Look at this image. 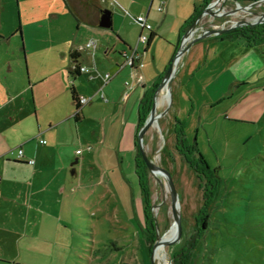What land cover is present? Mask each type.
I'll use <instances>...</instances> for the list:
<instances>
[{
  "label": "rangeland",
  "instance_id": "obj_1",
  "mask_svg": "<svg viewBox=\"0 0 264 264\" xmlns=\"http://www.w3.org/2000/svg\"><path fill=\"white\" fill-rule=\"evenodd\" d=\"M198 1L166 0L165 15L168 9L170 13L167 20L156 12L157 3L153 4L149 21L158 33L142 57L147 76L169 65L180 25L176 17L187 4L195 3L199 9ZM49 7L56 15L41 17ZM235 7V3L224 0L212 8L213 14L205 15L199 26L228 29L253 22L264 13L262 3L226 16ZM145 11L129 12L136 17L145 16ZM122 28L131 49L138 47L141 52L139 28L129 18H117L112 32L100 29L101 35L91 36L82 29L81 19L64 13L57 0H0V77L14 95L7 113L12 117L11 110L17 109L13 115L17 123L23 119L27 135L32 130L42 133L45 145L35 142L36 134L26 142L35 152L46 146L61 147L48 155L51 164L34 177L28 166L17 172L0 166V223H4L0 226L5 231L13 230L12 236L0 230V264H151L152 251L147 253L148 244L141 235L144 202L134 171L132 124L137 123V110L134 108L127 117L116 100L125 79L122 73L105 87L102 81L105 74H114V63L120 61L117 53L123 44L118 30ZM215 37L193 42L179 64L188 69L193 61L200 59L201 64L208 59L206 68L214 66L212 72L217 74L228 61L229 53L225 43H220L224 44L220 47L219 41L212 39ZM89 40L97 44L94 57L90 58L97 68L96 79L87 84L88 76L82 75L74 83L85 96L102 92L107 102L95 100L85 106L82 121L74 123L67 78L73 65L69 52L79 50ZM205 72L204 67L193 78L185 77L178 114L174 84L171 86L168 112L149 128L142 142L146 155L170 176L177 194L181 225L178 238L164 246L168 264H172L171 254L195 234V216L203 204L199 180L175 149L176 121L184 123L188 145H195L190 159L200 154L219 178L213 189L209 226L196 239L187 264H264V101L255 102L252 91L247 100L252 104L245 115L252 120L229 121L226 106L237 99L244 87L232 94L227 90L226 76H221L211 88L208 84L215 76ZM259 85H264V79H254L248 88ZM110 89L112 97L107 93ZM256 92L264 97V90ZM205 94L224 98L220 104L202 109V103L209 100ZM69 106L71 113L67 117ZM165 108L166 102L156 111L160 113ZM59 119L62 124L50 131L54 128L51 123ZM38 124L40 130L36 128ZM15 126L14 121L9 122L6 134L17 135ZM21 147L26 152L17 139L0 142L1 153L10 160L14 157L10 152ZM76 149L82 152L77 154ZM77 158L79 164H71ZM147 180L150 211L160 237L174 222L171 197L163 177L158 181L147 171ZM160 255H154V264H162Z\"/></svg>",
  "mask_w": 264,
  "mask_h": 264
},
{
  "label": "crops",
  "instance_id": "obj_2",
  "mask_svg": "<svg viewBox=\"0 0 264 264\" xmlns=\"http://www.w3.org/2000/svg\"><path fill=\"white\" fill-rule=\"evenodd\" d=\"M91 1H94L96 5H90ZM194 1V0H193ZM204 0H199V4H203ZM213 1V0H212ZM86 2V3H85ZM85 5L82 4V6L78 5L76 11L74 12V15H76L77 18L81 19L82 21V29H84L85 31H88L89 33H91V36H97V35H101V31L98 24L100 21V18L103 14L104 11H109L110 12V16H111V22L112 24L115 23V20L117 18L119 19H124V18H129V15H131V12H137L138 14H141L142 12H144L146 10L147 4H148V9L145 11V16L147 21L150 23L149 21V10L151 9V7L153 6V4L156 2L157 6H156V12L159 13L160 15H163L164 20H167L168 16L170 15L169 13V9L168 11H166V15H165V8H166V0H85ZM162 4L163 6V10L162 12H158L157 8L158 6ZM192 5H185L183 11L180 12L179 16L176 17V20L179 19L180 21V25H179V29L177 30V44L175 46V51L176 48L178 46L180 37L184 34V32H186L187 28L184 30V23L191 17V15L193 14V11L195 8H198V6H196V4L191 3ZM57 5L61 6V8L63 9V12L68 14V15H72L71 11L69 10L67 4L65 3L64 0H57ZM171 6V2H168V8H170ZM44 15V14H42ZM55 11L54 9H52L51 7L46 9V15L41 16V17H49V16H54ZM133 17H135L134 15H131ZM138 16H142V15H138ZM131 20V19H130ZM131 22L138 26L137 24H135L132 20ZM151 24V23H150ZM152 26V24H151ZM139 28V26H138ZM110 32H112V28L109 29ZM140 32V29H139ZM157 30H155L152 26V34H153V39L156 37L157 34ZM103 35V34H102ZM118 36L121 37V43L123 44V47L118 51L119 53V58L120 61L119 62H115L114 63V67H115V72L114 74L110 75V79L107 82V84H103L104 87L107 86L108 84H110L114 78H116L119 74H123L125 79L123 81V83L121 84V89L119 91L118 94V98L116 100H118L121 105L123 106V111L125 110V116L129 117L131 116L134 108H136L137 110V121H138V105L139 102L143 96V94L146 91H149V89L152 87V85L156 82L161 81L162 79V75H164L167 67L163 68V71L161 70H156L155 73L152 76H147L145 72V70H143V63H142V57L144 56V54L147 52V50L149 49V46L147 49L143 48L142 46V51H139V48L137 47V50L140 54V61H141V65L142 67L140 69H138V75H140L143 79V86H138V85H134L132 87L131 90H129L127 92V96L124 98V93L126 92V88L124 86V82L128 81V79H131V71L127 66L122 65L123 64V57L121 55L122 52H126L129 53L131 50L130 42H129V38L127 37V33H125L122 29L118 30ZM2 37H0L1 39ZM152 39V40H153ZM215 41H219V45L221 47V45L224 44H220V43H225L226 45V49H228V53H229V59L226 62V64L223 66V68L216 74H214L212 71L215 69L214 66L212 69L210 68H206L207 67V63L209 62L208 59H205L204 62H202L201 64H199V60L197 59V61H193L192 65L187 69V67L184 65L183 63L179 64V68L177 69L176 75L173 79L172 85L174 84V89H175V97H176V112L175 113H180V109H179V105H178V101L180 99L179 93L181 92V88L184 86V79L185 77L189 79L193 78L196 75V72H198V70H200L201 68L206 69L205 74L208 75H213L215 76V78L211 81V83L208 84L209 87H211L221 76H226L228 82V87L227 90H230V92H232V94H235L236 92L240 91L241 87H244V91L239 92L238 93V97L237 99L234 100L233 103H230L227 107V111H228V118L229 121H246V120H252L248 117H246L245 115L247 114V108L249 104L252 103H248L247 100L250 97L249 95L252 93V91H255L254 93V99L255 102H261L264 101V97L260 98L259 95L262 94H257L256 90L257 89H261L264 90V85H259L256 87H249L250 84H252V81L254 79H258L263 80L264 76L261 75L263 70H264V46L260 45V46H255V47H247L243 42L241 41H227V40H220L215 38H212ZM2 40V39H1ZM88 42V41H86ZM86 42L82 45V47L86 44ZM152 42V41H151ZM151 44V43H150ZM214 45H218V44H214ZM209 48L211 47V45L208 46ZM218 47V46H217ZM90 50H82V52H79L77 49H71V51L69 52V58L71 54H75V57L73 59L70 58L71 63L73 64L71 67L73 66H77V67H85L87 69V72L85 73H77L75 74L72 78L70 76H68V71H67V78L69 80V86L70 84L73 85L76 95L77 96H85L84 94H82V90L77 89V87L75 86V79L76 78H80L82 75H87L88 78H86V83H92L95 79H96V66L92 63L90 58H93L94 55L92 56L89 52ZM188 52V51H187ZM209 51L207 52V56H208ZM206 58V57H205ZM172 59V57H171ZM91 61V62H90ZM171 61V60H170ZM170 61L168 62V64L170 63ZM218 65V64H217ZM183 66V69H181V67ZM95 67V69H94ZM121 67V68H120ZM70 69V68H69ZM163 72V73H162ZM261 75V76H260ZM92 77V78H91ZM71 80V81H70ZM214 82V83H213ZM30 86L29 82H28V87ZM212 88V87H211ZM206 89V87H205ZM204 89V91L206 92V90ZM68 92H69V88H68ZM214 92V91H213ZM227 91H225L226 93ZM109 94V96H113L114 93L112 91V89L108 90L107 92ZM207 93V92H206ZM91 94V95H90ZM89 95H86L87 97L93 96L92 101L87 104V105H91L95 100L97 101H102V102H107V100L104 98V100H102L99 96V93H90ZM14 95H12L9 92V88L6 86L5 82L1 79L0 77V142H5L7 139H13V140H18V142L23 143V147H26V152H23L24 155V161L25 162H19L16 160V151H11L9 155L14 156L11 160L9 159V157L3 156V154L1 153L2 151H0V166H4V168H10L13 171L17 172L18 169H20L21 167H25L28 166V168H31V171H33L31 173L32 177L36 176L37 174L41 173L47 166H49L51 163L48 162L47 157L50 153L52 152H58L59 149H61V147H50L48 148L47 146L44 148H40V150H32L29 145H27V141L28 140H32L33 136H35L36 132L34 130H32L31 133H29V135L26 134V128L23 124V119H21L18 123H17V119H15V116L13 114H15L16 112V108L12 109L11 112L12 117L10 114L7 113V107H8V103L11 102L12 97ZM207 96L209 98L208 101H205L204 103H202V109L207 108V107H213L217 104H220L222 102V99L224 98L223 96L218 97V99H214L213 97H211V95H204ZM263 96V95H262ZM189 98L192 99V96L189 95ZM205 98V97H203ZM221 99V100H219ZM262 99V100H261ZM71 100V98H70ZM112 100V99H111ZM168 100V99H167ZM166 100V102H167ZM72 102V100H71ZM112 102V101H111ZM73 104V102H72ZM85 105V106H87ZM113 106H115V102L112 103ZM81 107V110L85 107ZM73 108H74V104H73ZM84 111V110H83ZM194 112V111H193ZM7 113V114H6ZM71 113V109L70 106L67 107V111L65 112V114L68 116H70ZM231 113H234V115L232 116ZM74 115V113H73ZM72 115V117H73ZM82 116H84V114L82 113ZM11 121H14V124L16 125V131H18V134L16 135V133H14L15 136L7 133L6 134V130L5 127L7 126V124ZM63 120L59 119L58 121H56L55 123H51V125L54 126L50 128V131L54 132V129H57V127H59L62 124ZM48 125V128L49 126ZM132 127H135V133H136V128H137V123L132 124ZM37 130H40L41 126L38 124L37 125ZM36 130V131H37ZM135 133L134 134V141H133V145L135 147ZM55 134V133H54ZM36 138H35V142L39 143V140L41 139L42 133L41 132H37L36 134ZM77 136V135H76ZM16 139H14V138ZM79 138V136H78ZM40 144V143H39ZM46 144V143H45ZM44 144V145H45ZM27 145V146H26ZM42 145V144H40ZM30 148V149H29ZM78 150V149H76ZM61 159V158H60ZM27 160H33L34 164L33 165H29L26 163ZM63 160V159H62ZM60 161V164H63V161ZM80 161H82V158H80ZM71 164H79V159L77 158V160L75 159L74 163ZM54 165V164H53ZM75 177L77 178V175H75ZM1 177H0V186H1ZM4 216V215H3ZM1 222V221H0ZM1 226H4V223H0ZM0 226V230H2L1 232L3 233H11L10 236L13 235V230H9V231H5L6 229L4 227ZM9 237V234H6ZM7 236H4V238ZM0 239H3V237L0 234ZM11 240L12 237H11Z\"/></svg>",
  "mask_w": 264,
  "mask_h": 264
},
{
  "label": "trees",
  "instance_id": "obj_3",
  "mask_svg": "<svg viewBox=\"0 0 264 264\" xmlns=\"http://www.w3.org/2000/svg\"><path fill=\"white\" fill-rule=\"evenodd\" d=\"M67 4L69 10L72 15L77 9V6L82 4L85 5V0H64ZM233 3H238L239 5L247 6L249 4L259 2L262 0H230ZM85 2V3H84ZM90 2V1H89ZM212 0H204L203 4L199 9L195 8L191 17L184 23L183 29L185 30L190 26V24L201 14L204 8L210 3ZM90 5H96L94 1L90 2ZM153 34L149 35L148 41L145 45V49L150 45ZM217 39L227 40V41H241L247 47H255L264 45V23L258 25H242L238 26L234 29H231L221 35L216 36ZM177 49V48H176ZM75 54H71L70 58L73 59ZM78 73V67L73 66L68 71V76L71 78ZM159 82H156L152 85L149 91H146L138 105V121L137 128L135 133V171L136 176L138 178V186L140 189V193L142 196V200L144 202V223L143 229L141 231L142 238L148 246L146 247V251L148 254H151L153 244L156 242V225L155 220L152 218L151 214V205H150V193L148 187L147 180V170L146 165L141 159V155L138 151L137 142V132L139 128L143 125L145 119L147 118L150 109L153 104V95L155 90L158 88ZM69 94L70 98L74 104L75 113L73 115L74 123H80L83 119L82 110L78 103L77 95L75 89L72 84L69 86ZM174 137H175V149L178 154L181 156V159L193 170L196 177L199 179L198 187L202 190V200L203 204L197 215L195 216V228L198 229L194 235H192L184 244V246L171 254L172 264H187L190 258L191 250L193 249L194 244L196 243V239H198L199 235L203 234L207 227L209 226V211L213 204V199L215 196V192H213L216 184L219 183V178L215 171H211L204 159L200 154H197V158L190 159L189 156L193 153L195 145H188V142L185 138L184 134V123L180 121H176V125L174 126Z\"/></svg>",
  "mask_w": 264,
  "mask_h": 264
},
{
  "label": "water",
  "instance_id": "obj_4",
  "mask_svg": "<svg viewBox=\"0 0 264 264\" xmlns=\"http://www.w3.org/2000/svg\"><path fill=\"white\" fill-rule=\"evenodd\" d=\"M220 3H224V0H213L212 2H210L204 8V10L201 12V14L190 24V26L187 28L186 32H184V34L180 37L177 49H176L169 65H168L160 83H159L158 88L154 92L153 104H152V107L150 109V112H149L147 118L145 119L143 125L139 128V130L137 132L136 145L138 146V151L141 155V159L145 163L148 171L151 174H153L154 176H156L158 174L160 177H163L166 181L167 188L169 190L171 202H172V210H173V217H174L173 226L175 225L172 236L167 240H163L162 242L159 243V236L156 234V242L154 243V246L152 249V254H153L154 249L158 245H162V246L168 245L178 238V235L180 232L181 222H180L179 209L177 207V194H176L173 182L171 181L170 176L166 173V171L163 170L162 168L158 167L152 161L151 157H148L146 155V153L143 149V143L142 142H143L144 136H145L146 132L149 130V128L157 122L158 118L164 117L166 115V113L168 112V108H169L168 105H170V102H171V86H172L173 79L176 75L177 69L179 68L180 59L184 55V53L189 50L191 44L197 40H200L202 38L211 37V36L221 35V34L227 32L231 29H234L238 26H242V25L254 26V25L264 23V13H263V14H260V16L257 19H255L253 22H250V23L245 22V23H240L237 25H232L228 29H204L203 27L199 26V23L202 21V19L205 17V15H207L208 13L213 14L212 8H214L216 5H218ZM262 3H264V0L249 4V5L244 6V7H241V6H239L238 3H235L236 7L233 10L229 11L226 14V16L233 15L237 11H247L253 5L262 4ZM98 26L102 29H107V30L112 28L111 16H110L109 11L103 12ZM164 84H167L166 93L168 95V101L166 102V108L162 112L157 113V111H156L157 93L159 91L161 92V89L164 86ZM156 177L158 178V181H159V177L158 176H156ZM155 225H156V223H155ZM151 258H152V255H151ZM151 264H154L153 260H152Z\"/></svg>",
  "mask_w": 264,
  "mask_h": 264
},
{
  "label": "built area",
  "instance_id": "obj_5",
  "mask_svg": "<svg viewBox=\"0 0 264 264\" xmlns=\"http://www.w3.org/2000/svg\"><path fill=\"white\" fill-rule=\"evenodd\" d=\"M162 10H163V6H162V4H160L157 8V11L162 12ZM129 17L135 24H137L139 26V29H140V32L138 35V46L139 45L145 46L147 41H148L149 35L152 33L151 24L147 21L146 17H143V16L133 17V16L129 15ZM82 50H90L89 52L92 53V56H93V53L97 50L96 41L95 40H89L88 42H86V44L83 47L82 46L79 47L78 51L82 52ZM121 55L123 57V64L122 65L127 66L131 71V80L124 82V86L126 88V92L124 93V98H125L127 96V92L129 90H131L134 85L143 86V79L140 75H138V72H137L138 69H140L142 67V65H141V61H140V54L137 50V47H135L134 49H131L129 53L122 52ZM94 69H95V67H94ZM85 72H87V69L85 67H78V73H85ZM109 79H110V75L105 74L102 77L103 84L104 85L107 84ZM99 96L102 100H104V96H103L102 92L99 94ZM77 99H78V103H79L80 107H83L92 101L93 96H90V97L77 96ZM39 143L44 145L46 142L44 140H39ZM87 149L89 150V148H87ZM81 152H82V150L76 151L77 154H80ZM15 157H16L17 161L25 162L24 161V155H23L21 148H19L16 151ZM26 163L29 165H33L34 161L33 160H27Z\"/></svg>",
  "mask_w": 264,
  "mask_h": 264
},
{
  "label": "bare ground",
  "instance_id": "obj_6",
  "mask_svg": "<svg viewBox=\"0 0 264 264\" xmlns=\"http://www.w3.org/2000/svg\"><path fill=\"white\" fill-rule=\"evenodd\" d=\"M233 10V9H232ZM215 11V10H214ZM218 11V10H217ZM234 15V14H233ZM166 90H167V84H164V86L162 87L161 89V93H160V96L158 98V100L156 101V108H159V107H162L164 105V103L166 102V100L168 99V95L166 93ZM168 101V100H167ZM156 125V123L154 124V126ZM158 177H160L158 174L156 175ZM174 223V222H173ZM174 228H175V225L171 226V228L169 229V231L165 234H163L162 236L159 237V243L162 242L163 240H167L169 239L172 234H173V231H174ZM156 253H160L162 256V264H168V257H167V254H166V251H165V248L164 246L162 245H158L154 251H153V254H152V260L154 258V255Z\"/></svg>",
  "mask_w": 264,
  "mask_h": 264
},
{
  "label": "flooded vegetation",
  "instance_id": "obj_7",
  "mask_svg": "<svg viewBox=\"0 0 264 264\" xmlns=\"http://www.w3.org/2000/svg\"><path fill=\"white\" fill-rule=\"evenodd\" d=\"M156 110H157V108H156ZM178 153V152H177ZM140 154V153H139ZM146 170L148 171V169H147V167H146ZM135 171V170H134ZM149 172V171H148ZM135 174H136V171H135ZM137 177V176H136ZM197 178V177H196ZM198 179V178H197ZM137 180H138V178H137ZM199 180V179H198ZM200 182V181H199ZM199 185V184H198ZM198 231V229L196 228V232Z\"/></svg>",
  "mask_w": 264,
  "mask_h": 264
}]
</instances>
